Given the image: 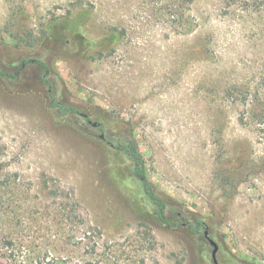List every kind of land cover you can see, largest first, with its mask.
Returning a JSON list of instances; mask_svg holds the SVG:
<instances>
[{
	"label": "rangeland",
	"instance_id": "rangeland-1",
	"mask_svg": "<svg viewBox=\"0 0 264 264\" xmlns=\"http://www.w3.org/2000/svg\"><path fill=\"white\" fill-rule=\"evenodd\" d=\"M0 71V264H214L99 138L129 132L170 217L203 220L219 264H264V0H0Z\"/></svg>",
	"mask_w": 264,
	"mask_h": 264
},
{
	"label": "trees",
	"instance_id": "trees-1",
	"mask_svg": "<svg viewBox=\"0 0 264 264\" xmlns=\"http://www.w3.org/2000/svg\"><path fill=\"white\" fill-rule=\"evenodd\" d=\"M67 30L73 32V35L76 36V38L83 39L82 42L85 47L93 44L92 42L85 40V38L82 36L80 24L78 23L69 24ZM109 38L113 39V38H117V36L114 34H110L107 39ZM29 64H38L43 69L44 73L42 76V82L44 85L48 87L49 102H50V106L53 109L57 110L61 116H68L70 114L79 115L83 117L84 120L88 122L91 126H98L101 130V133L104 134L106 132L105 126H103L99 122H94L86 112L79 110L75 105H65L56 99V96L53 92V85L49 80V69L44 63L35 60H26L23 62L22 67L27 66ZM0 74L5 75L1 71ZM11 77H15V76L12 75ZM99 138L103 139V141H105L111 148L121 153L123 157L132 164V175L141 184L145 197L148 200V202L152 206H154L155 215L161 224L174 229L187 227L188 230L193 233H199L202 229L207 228L205 222L198 218H195L194 223H189V222H181L178 219H174L169 216V204L158 193L156 186L149 178L147 172V166L145 163V159L142 155L140 146L131 132L124 135L116 142L110 141L109 139L105 138V135L104 136L99 135ZM7 187H8L7 183L0 181V191L3 188H7ZM64 217L68 220V222L74 221V219L76 220V218H74V214L66 215ZM11 243L12 242H8V245L5 247H1L0 250L2 251L5 248L9 249ZM88 253L90 256H93L96 254V249L94 248L92 249V251ZM50 254H51L50 251L48 253H44L43 256L39 257L38 260L35 262L37 264H101L100 261L79 262V261H69L67 259L60 260L59 258L56 259L55 257H50Z\"/></svg>",
	"mask_w": 264,
	"mask_h": 264
},
{
	"label": "water",
	"instance_id": "water-1",
	"mask_svg": "<svg viewBox=\"0 0 264 264\" xmlns=\"http://www.w3.org/2000/svg\"><path fill=\"white\" fill-rule=\"evenodd\" d=\"M204 235L208 239V241L211 244V246L213 247V250H212V259H213L214 264H219L218 259H217V254H218V251H219V245H218V243L209 236L208 229L205 230Z\"/></svg>",
	"mask_w": 264,
	"mask_h": 264
},
{
	"label": "flooded vegetation",
	"instance_id": "flooded-vegetation-1",
	"mask_svg": "<svg viewBox=\"0 0 264 264\" xmlns=\"http://www.w3.org/2000/svg\"><path fill=\"white\" fill-rule=\"evenodd\" d=\"M206 230H207V228H206Z\"/></svg>",
	"mask_w": 264,
	"mask_h": 264
}]
</instances>
